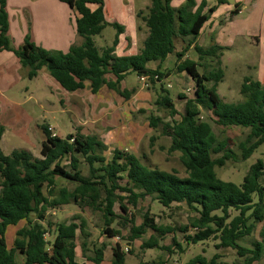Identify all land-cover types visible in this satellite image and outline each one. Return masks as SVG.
Masks as SVG:
<instances>
[{"label":"trees","instance_id":"16d2710c","mask_svg":"<svg viewBox=\"0 0 264 264\" xmlns=\"http://www.w3.org/2000/svg\"><path fill=\"white\" fill-rule=\"evenodd\" d=\"M57 1L77 11L79 17L75 20V29L82 37L80 45L71 46L67 52L48 51L26 37L22 46L12 47L8 37L7 0H0V51L12 52L19 59L27 69L28 80L45 69L67 92L87 86L92 94H96L105 86L128 98L129 93H122L117 87L129 74L144 77L154 84L172 73H186L194 84V91L190 98L179 95L184 101L183 113L176 111L169 91L161 86L155 106L168 111L171 121L162 123L159 118L151 116L149 126L157 128L162 123V134L170 139L168 152L180 153V162L187 176L181 178L175 173L149 168L136 155L124 150L114 149L107 157L108 147L97 137L76 133L61 138L43 124L41 130L45 140L41 144L40 159L25 150H14L8 155L0 150V264H77V235L89 236L85 220L74 215L68 224L42 223L49 209L69 204L101 211L104 233L111 238L119 234L110 227L116 219L114 208L118 204L125 215L123 220L130 224L129 242L153 231L141 249L158 248L172 253L171 247L160 246L158 240L172 234V243L182 251L174 235L187 233L192 228L193 234L184 237L188 243L197 244L212 238L219 241L216 248H230L243 258L237 264L259 262L264 258V184L260 182L264 176V161L257 160L252 164L239 185L219 179L215 168L224 166L228 160L246 161L264 144V84L246 77L240 86L243 100L224 102L217 92L224 77L220 68L224 48L194 45L199 61L184 57L208 20V16L202 13L205 1L197 4L195 0H185L174 8L171 5L173 0H150L146 14L138 13L147 29L143 47L136 54L119 57L113 55L118 44L117 36L110 47L101 50L94 43L93 38L106 26L115 27L117 35L123 32L120 25L105 20L104 0ZM89 5L97 8L91 11ZM231 14L234 16L237 11ZM176 38L186 41V46L175 52L177 63L174 70L161 72L148 68L149 63H162L174 52ZM206 58L212 59L216 67L205 65ZM107 75L114 80H106ZM203 111L210 113L209 120L217 126L248 129L247 139L239 145V157L228 148L226 140H218L210 123L202 120ZM177 115L178 120L175 119ZM3 132L0 125V141ZM217 154L220 156L213 158ZM81 159L87 166L86 176L80 170ZM56 178L64 179L73 188L57 187ZM254 196L258 199L256 203ZM146 197L164 208L183 203L197 216L190 224L174 228L155 224L147 213L143 223L137 226L129 207L136 208ZM231 211L237 214L232 216ZM20 222H25V226L16 231L13 247L8 249L6 230ZM257 224L262 225L259 239L250 248L241 246L238 241L250 236ZM51 229L52 239L48 241L46 234ZM103 248L94 249L93 257L84 255L85 260L99 264L103 260ZM111 252V264H124L126 253L119 243L111 247ZM16 254L23 257L22 263L16 261ZM217 258L214 255L207 260L198 255L188 264H218Z\"/></svg>","mask_w":264,"mask_h":264},{"label":"rangeland","instance_id":"374dc122","mask_svg":"<svg viewBox=\"0 0 264 264\" xmlns=\"http://www.w3.org/2000/svg\"><path fill=\"white\" fill-rule=\"evenodd\" d=\"M105 9L108 11L109 6L113 5L115 11L118 12V18L121 20L118 24L127 25L132 31L133 23L136 16L131 14V10L136 12L138 0H105ZM144 8V6H142ZM144 14L145 8L143 9ZM132 15V17H130ZM140 24H143L141 20ZM109 23V22H108ZM145 27V26H144ZM137 35V49L133 47L132 54H136L143 47V36L141 32L133 31ZM262 34V33H261ZM117 35V30L113 26H106L102 33L95 36L94 43L98 50L111 46L115 37L118 41H124L125 38ZM264 37V35H261ZM264 39V38H262ZM174 45L179 46L178 39L174 40ZM119 52V51H118ZM264 58V42H260L259 46H254L252 58L248 56L242 59L241 57H233L231 61L220 64L223 70V80L217 87V92L224 102L237 103L243 100L240 93V86L244 76H253V71L248 69L245 61ZM175 57H170L166 62V69L174 70L173 60ZM206 58L205 61H208ZM204 61V62H205ZM247 61V62H248ZM205 65H207L205 63ZM211 65V64H209ZM216 64H212V67ZM202 71V68H199ZM164 71V72H165ZM109 76L106 78L108 80ZM29 87L31 99L27 93H23L25 87ZM161 86L167 89L170 97L175 105V109L179 114L183 113V101L179 99V95H184L188 98L193 96V92H187V88H193L194 84L187 76L181 74H171L162 81H156L154 84L149 83L145 78L141 81L135 74L127 75L124 80L118 85V90L124 93L129 90V97L125 98L118 96V93L112 90L111 95H102L93 97L90 94L88 87L77 92H67L63 90L58 83L48 74L45 69H42L36 79L28 80L26 77L21 80L18 88L20 101L24 102V110L31 112L34 109V117L40 119L39 124L49 123L52 125L51 131L58 136L64 138L69 134L81 132L85 135L95 136L108 147L106 152L107 157L111 156V151L114 149L124 150L136 155L140 162L149 168H155L166 173H175L181 178H185L187 173L180 162V153H169L170 139L162 134V123H170L171 118L168 111L155 106L156 98L161 94ZM115 93V94H114ZM88 97V101H86ZM46 99L52 103L44 106V110L38 108L34 99ZM78 99V104L76 102ZM28 101V102H27ZM151 116L159 118L162 123L157 128L149 126V118ZM179 119V116H175ZM210 119L208 111L202 112V120L208 121L213 129L218 140H226L228 148L238 157L240 156L239 145L244 143L248 136V129L241 127H221L215 125ZM153 138V141L151 140ZM7 141V136L4 137ZM27 148L21 142L15 140L13 143L8 142L1 144L0 148L4 154H9L12 148ZM35 151H33L34 153ZM39 155V152L36 151ZM220 154L213 155V158L219 157ZM257 160L264 161V144H262L246 161L228 160L224 166L216 167L215 173L222 181L233 182L237 185L242 183L243 177L246 175L250 166ZM80 170L84 176L87 175V166L81 159ZM59 187H73L64 179L57 178ZM260 182L264 184V176L260 178ZM124 183V181H122ZM254 203L258 201L257 197L253 198ZM116 219L111 224V229L118 231L119 234L115 237L119 238V244L124 247L129 245L130 249L126 253L124 264H188L196 256H202L210 260L214 255L218 256V264H237L243 261L235 250L230 248H216L218 240L210 238L207 241L197 244L188 243L185 240V235L193 234L192 228H189L187 233L177 232L174 237L181 245L182 251L172 243V234L166 235L164 238H159V245L171 247V252L153 249H141L142 243L148 240L153 231L149 230L140 239L129 242L130 224L125 222V215L119 210L118 204L115 205ZM129 212L134 219L135 225L139 226L143 223L144 215L148 213L157 225L179 227L190 224L197 214L189 209L183 203H173L169 208L162 207L158 202L153 201L150 197H146L138 202L136 208L129 207ZM250 213V212H249ZM237 213L231 211L234 216ZM78 215L86 219V233L89 235L84 238L78 234L76 244L80 247L82 241L85 240L89 255H93L92 246L99 247L102 243L107 245V248L115 245V237H109L104 233V217L101 211H93L87 207L80 208L74 204H69L55 209H49L45 213V219L42 222L46 225L50 222L55 225L60 222H68L72 216ZM32 218H35L32 216ZM127 219H130L127 216ZM15 227L11 226L5 234V242L8 249L13 247L12 231ZM262 229L261 224L256 225L254 232L241 240L238 243L243 247L250 248L252 243L259 239V232ZM51 229L46 238L51 241ZM94 248V247H93ZM87 249L85 251H87ZM110 250V249H109ZM79 251V249H78ZM77 251V253H78ZM111 254L106 250L103 253V260L99 264H111ZM85 264H94L93 262H85ZM255 264H264V258Z\"/></svg>","mask_w":264,"mask_h":264},{"label":"crops","instance_id":"0c3cea01","mask_svg":"<svg viewBox=\"0 0 264 264\" xmlns=\"http://www.w3.org/2000/svg\"><path fill=\"white\" fill-rule=\"evenodd\" d=\"M184 1L185 0H173L171 5L174 8H178L184 3ZM195 1L197 4H200L201 2V0ZM204 1L205 7L202 13L208 16V20L194 43L186 50L184 57L198 62L199 55L195 51L194 45L201 48H208L212 45H217L224 48L220 57V62H222V64H224V58L227 59L226 62L231 61L233 57H241L244 59V57L248 56L249 59L250 57L252 58L254 46H259L261 40L264 42V39H262L264 37L261 36L264 35V0ZM138 3L140 5L138 6L136 12L134 13V11H130L132 15L136 16L132 26V31L129 30L127 25L118 24L121 20L118 18L119 14L115 11L113 5L109 6L108 11L103 6L105 20L109 23H116L123 28V32L120 36H123L125 40L118 41V44L113 52V55L116 57L133 55V47H135L134 49L136 51V42L138 37L137 35H134L133 31L137 33L142 31V42L147 36V29L144 27L145 25L141 18L138 17V13L144 14V8L145 11H147L150 6V0H138ZM105 4L104 0V5ZM142 6H144V8H142ZM89 8L93 11L97 8V6L89 5ZM235 10L237 11V14L233 16L231 13ZM6 12L9 23L8 37L10 38L12 47L14 48L22 46L26 37H29L30 41L35 45L48 51L67 52L71 46L80 45L82 43V37L76 33L75 29V20L79 17V15L75 8H70L65 3L57 0H7ZM132 15L130 17H132ZM140 20L143 24H140ZM176 39H178L179 46L174 45V52L169 54L162 63H149L148 68L159 69L161 72H164L166 69V62L171 56L175 57L173 60L175 67L177 63L175 52L181 51L182 48L186 46V41L180 38ZM247 61L244 62V65L246 64L247 68L253 71V76H244L242 80L248 77L264 84V58ZM203 63H206L208 66L211 64L210 66H212L214 61L209 58L208 61ZM40 72H42V70L39 71L38 75L34 79L39 76ZM26 73L27 69L21 65L19 59L12 52L0 51V125L4 128L0 145L8 142L13 143L17 140L27 148L14 147L11 152L14 150H25L29 152L32 157L40 159L41 144L45 140V135L41 130L42 124H39L40 119L33 116L35 114L34 109H32L31 112L24 110L23 105L26 100L24 99V102L20 101L18 94L19 91L16 90L21 80L26 77ZM175 74H181L182 76L185 75L189 78L184 72ZM108 76V80H114L111 75H107L106 78ZM190 81L192 80L190 79ZM29 91L28 86L22 91L23 93H27L29 95L27 96L28 100L31 99ZM186 91L193 92L194 87L187 88ZM111 92L113 91L104 86L98 91V93L92 94L90 92L89 95L93 97L92 102H94L96 96H110ZM125 92L129 93V90H125ZM118 96L123 97L119 94ZM34 100L35 104L38 105V108L41 110H44V106L47 104L52 103V101L49 102L43 98H37ZM86 101H88V97H86ZM76 102L78 104V99H76ZM44 125H47L50 129L53 128L49 123H45ZM51 133L58 136L52 131ZM78 134L89 136L81 132H78ZM5 136H7V141L4 140ZM33 151L35 152L33 153ZM36 151L39 152V155ZM55 183H57V181H55ZM56 186L59 187L57 184ZM83 219L87 222L85 218ZM70 220L66 223L68 224ZM24 226L25 222H20L18 225L14 226L15 228L12 231V234L14 235L13 239L15 238L16 231ZM10 227L11 226L8 228ZM8 228L6 233L9 230ZM83 244L86 245L85 240L82 241L79 248L76 244L75 262L77 264H85V262H89L85 260L84 255H87L88 257H93L94 255H89V250L87 247L83 246ZM102 247H104L102 249L103 253L106 250L112 257L111 247H109V250L107 245L104 243H102L99 247L92 246V252H94V249ZM86 249L87 251H85ZM16 261L18 263H22L24 259L21 255L16 254Z\"/></svg>","mask_w":264,"mask_h":264},{"label":"built area","instance_id":"2783aa9c","mask_svg":"<svg viewBox=\"0 0 264 264\" xmlns=\"http://www.w3.org/2000/svg\"><path fill=\"white\" fill-rule=\"evenodd\" d=\"M141 81H144L145 78L144 77H141L140 78ZM49 130L51 131V129L49 128ZM115 243H119V238L118 237H115ZM130 247L129 245H125L124 247H122V250L127 253L129 251Z\"/></svg>","mask_w":264,"mask_h":264}]
</instances>
